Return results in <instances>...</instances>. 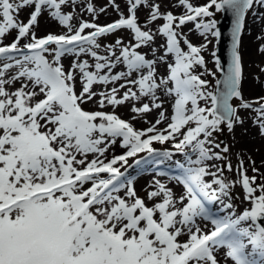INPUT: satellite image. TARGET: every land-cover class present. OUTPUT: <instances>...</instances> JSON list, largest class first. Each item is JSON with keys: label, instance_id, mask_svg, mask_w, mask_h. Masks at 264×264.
<instances>
[{"label": "snow or ice", "instance_id": "6c2138e0", "mask_svg": "<svg viewBox=\"0 0 264 264\" xmlns=\"http://www.w3.org/2000/svg\"><path fill=\"white\" fill-rule=\"evenodd\" d=\"M249 121L264 0H0V264H264Z\"/></svg>", "mask_w": 264, "mask_h": 264}, {"label": "bare ground", "instance_id": "6f19581e", "mask_svg": "<svg viewBox=\"0 0 264 264\" xmlns=\"http://www.w3.org/2000/svg\"><path fill=\"white\" fill-rule=\"evenodd\" d=\"M106 19L107 18L103 15L99 17V20L101 22H105ZM250 26L253 29L252 34L250 35L246 33L243 37V43L245 48L244 60H246V64H248L247 69H245L248 77L246 80V84H257V92H260V85L255 82L254 76L251 75V68H256V62L261 59L256 52L257 42L254 39L256 33L259 31V23L253 22V20H251ZM43 27L44 25L42 24L41 28L43 29ZM120 111L124 113L126 112V109L121 108ZM231 140L233 144V150H240L242 153L250 152L256 158V160H259L260 156L262 157V155H264V138H261L259 135H257V130L254 126H252L250 121L247 122L243 127L237 126V128L235 129V143H233V137L231 138ZM143 178L144 177H142V179Z\"/></svg>", "mask_w": 264, "mask_h": 264}, {"label": "rangeland", "instance_id": "374dc122", "mask_svg": "<svg viewBox=\"0 0 264 264\" xmlns=\"http://www.w3.org/2000/svg\"><path fill=\"white\" fill-rule=\"evenodd\" d=\"M102 2H103V0H102ZM219 17H220V12H217L216 13V19L218 20L219 19ZM141 19H143V17H141ZM251 20H252V18H251V16L249 17V23L251 22ZM118 34H122V33H118ZM246 34V33H245ZM194 41H196V40H198L199 38H198V36H192L191 37ZM217 45V41H214L213 42V45H210V47H212V46H216ZM244 59H245V57H244ZM245 61V69H247V66H248V64H246V60H244ZM209 66L211 67V62L209 63ZM252 69V74L251 75H255L256 73H257V68H251ZM257 89H258V85L257 84H251V85H247L246 84V82H245V90H246V94H249V91H250V93H253V94H256V93H259V92H257ZM227 138V140H228V143L230 144V145H233L232 144V140H231V138H232V135L231 134H229L228 132H227V130L225 131V133L223 134V136H221L220 138L221 139H224V138ZM232 151H233V153H235V152H237V150L236 149H234L233 150V147H232ZM238 151H240V150H238ZM247 153H249V152H244L243 154L245 155V159H247ZM262 157H264V155H262ZM261 156H260V159L262 158ZM232 159H233V163H235L236 162V158H235V155H233V157H232ZM259 159V160H260ZM259 160H257V163H259ZM249 174H251V169H249Z\"/></svg>", "mask_w": 264, "mask_h": 264}, {"label": "water", "instance_id": "95a60500", "mask_svg": "<svg viewBox=\"0 0 264 264\" xmlns=\"http://www.w3.org/2000/svg\"><path fill=\"white\" fill-rule=\"evenodd\" d=\"M221 15L218 19V21L220 22V27L222 30V36L220 37L219 41H217V45L216 47H218L219 49V54L222 55V58L226 60L227 58V47H228V43H229V32L228 29L231 26V16L229 13L227 12H220Z\"/></svg>", "mask_w": 264, "mask_h": 264}]
</instances>
